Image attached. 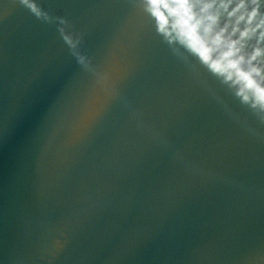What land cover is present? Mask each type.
<instances>
[{
	"label": "water",
	"instance_id": "water-1",
	"mask_svg": "<svg viewBox=\"0 0 264 264\" xmlns=\"http://www.w3.org/2000/svg\"><path fill=\"white\" fill-rule=\"evenodd\" d=\"M34 2L0 0V264H264V114L139 0Z\"/></svg>",
	"mask_w": 264,
	"mask_h": 264
},
{
	"label": "clouds",
	"instance_id": "clouds-1",
	"mask_svg": "<svg viewBox=\"0 0 264 264\" xmlns=\"http://www.w3.org/2000/svg\"><path fill=\"white\" fill-rule=\"evenodd\" d=\"M22 2L51 19L34 0ZM139 7L174 53L264 114V0H139Z\"/></svg>",
	"mask_w": 264,
	"mask_h": 264
}]
</instances>
